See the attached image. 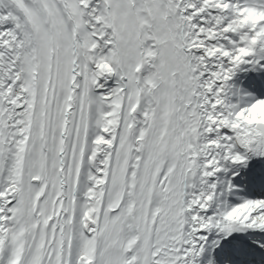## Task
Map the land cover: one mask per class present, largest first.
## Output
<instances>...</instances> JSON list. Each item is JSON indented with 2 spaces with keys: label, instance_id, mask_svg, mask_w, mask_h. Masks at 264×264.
I'll return each mask as SVG.
<instances>
[{
  "label": "snow or ice",
  "instance_id": "1",
  "mask_svg": "<svg viewBox=\"0 0 264 264\" xmlns=\"http://www.w3.org/2000/svg\"><path fill=\"white\" fill-rule=\"evenodd\" d=\"M0 264H264V0H0Z\"/></svg>",
  "mask_w": 264,
  "mask_h": 264
}]
</instances>
